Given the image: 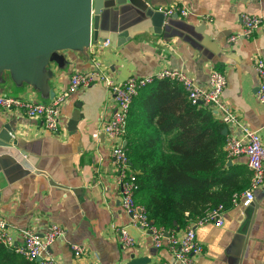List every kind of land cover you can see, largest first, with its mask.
Returning <instances> with one entry per match:
<instances>
[{"label": "crops", "instance_id": "obj_1", "mask_svg": "<svg viewBox=\"0 0 264 264\" xmlns=\"http://www.w3.org/2000/svg\"><path fill=\"white\" fill-rule=\"evenodd\" d=\"M145 1L155 10L176 3L190 13L166 15L162 33L157 34L152 19L134 7L106 10L99 36L111 40V45L103 48L102 41L84 51L61 52V63L49 66L53 76L48 84L55 97L69 87L74 72L94 69L93 55L119 83L163 69H181L206 87L211 71L219 70L227 78L224 100L251 130L260 133L264 143V104L258 99L255 69V59L264 60V22L252 37L230 41L242 28L243 14L264 17V0ZM0 92L41 103L55 98L27 82H16L9 71L0 76ZM115 109L111 91L100 82L67 98L56 132L47 130L42 118L0 108V128L10 124L18 147L45 173L20 175L13 169L16 165L0 167V217L18 245L24 229L42 235L51 224L60 225L65 233L48 249L56 264H128L136 257H148L146 264H183L166 243L157 248L150 232L133 224L123 208L112 155L114 141L103 131ZM74 119L76 128L71 129ZM227 128L228 135L240 136L237 129ZM123 144L127 146V139ZM230 160L252 177L245 155ZM252 203L253 208L229 204L222 226H194L204 246L194 264H264V184L255 191ZM249 213L253 215L250 226ZM122 227L133 238L130 246L121 241ZM186 228L176 229L178 236ZM75 244L85 247L83 255H75Z\"/></svg>", "mask_w": 264, "mask_h": 264}, {"label": "built area", "instance_id": "obj_2", "mask_svg": "<svg viewBox=\"0 0 264 264\" xmlns=\"http://www.w3.org/2000/svg\"><path fill=\"white\" fill-rule=\"evenodd\" d=\"M260 1V0H258ZM167 16L178 14L187 17L189 9L179 4H172L166 8H160ZM208 20H211L208 18ZM264 17L243 14L241 30L230 38L237 41L238 38H250L262 26ZM111 40L106 39L101 47L107 48ZM93 55L94 69L90 72H74L70 78V85L58 94L50 103L34 102L29 99L0 92V108L5 111L23 113L29 118H42L45 127L49 131L56 132L60 129L61 109L67 98L82 88H87L97 82L104 84L113 95L116 109L110 119L104 124L103 131L114 141L112 155L117 168V181L120 185L122 205L131 216L132 223L139 226L152 235L153 242L157 248L165 243L169 246L171 253L177 262L183 264H194L195 258L204 251V246L197 236L196 229L201 225L214 223L217 226L224 224L226 208L220 205L209 209L203 216L195 220V225H189L182 236H178L176 229L166 231L164 228L154 225L149 217L148 209L136 200V192L139 189L138 178L132 169L131 160L123 141L127 136V123L130 109L134 99L140 90L156 80L171 79L182 83L187 92L189 100L193 104H202L218 115L225 127L237 129L240 136L228 135L225 144L227 156L230 159L245 155L248 167L252 172L250 186L244 192L235 194L232 203L243 206L250 205L255 200V191L264 184V143L258 131L251 130L242 121L237 113L231 109L223 98L227 86L225 74L219 70H212L209 85L204 87L195 81L181 69H163L153 75L145 77H131L124 82H116L110 72L102 67L100 59ZM256 74L259 79L258 99L264 104V60L260 57L255 59ZM65 230L58 224H51L49 229L40 234L34 229H24L21 233V244L13 239L9 233L7 221L0 217V243L8 248L15 249L22 254L31 264H56L49 255L50 245L63 236ZM121 241L124 246L133 244V238L125 227L119 228ZM165 233L169 235L166 236ZM76 256L85 253V247L72 246ZM163 264H172L165 262Z\"/></svg>", "mask_w": 264, "mask_h": 264}, {"label": "trees", "instance_id": "obj_3", "mask_svg": "<svg viewBox=\"0 0 264 264\" xmlns=\"http://www.w3.org/2000/svg\"><path fill=\"white\" fill-rule=\"evenodd\" d=\"M224 127L216 113L189 100L179 81L156 80L140 90L128 116L126 149L138 178L136 200L154 225L186 228L249 188L248 172L229 164ZM0 264L31 263L0 243Z\"/></svg>", "mask_w": 264, "mask_h": 264}, {"label": "water", "instance_id": "obj_4", "mask_svg": "<svg viewBox=\"0 0 264 264\" xmlns=\"http://www.w3.org/2000/svg\"><path fill=\"white\" fill-rule=\"evenodd\" d=\"M123 6L143 12L152 19L154 32L162 33L166 14L145 0H0V76L9 71L16 82H27L54 98L55 90L48 84L53 76L50 64L61 63V52L84 51L102 42L99 35L103 13ZM175 15L179 16H172ZM76 122L74 119V127H69L75 129ZM222 133L227 136L228 128L224 127ZM18 142L10 124L0 128V167L16 165L13 169L20 175L45 174L18 147ZM250 207H254L253 203ZM247 219L250 226L253 215L247 214ZM149 261L148 257H136L128 264Z\"/></svg>", "mask_w": 264, "mask_h": 264}]
</instances>
